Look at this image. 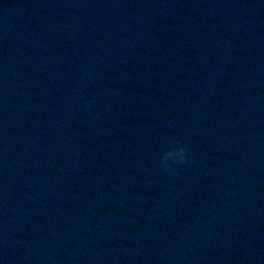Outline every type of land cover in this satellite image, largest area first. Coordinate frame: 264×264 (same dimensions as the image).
Segmentation results:
<instances>
[{"label":"water","instance_id":"obj_1","mask_svg":"<svg viewBox=\"0 0 264 264\" xmlns=\"http://www.w3.org/2000/svg\"><path fill=\"white\" fill-rule=\"evenodd\" d=\"M168 137L196 157L177 176ZM161 253L264 264V0H0V264Z\"/></svg>","mask_w":264,"mask_h":264},{"label":"clouds","instance_id":"obj_2","mask_svg":"<svg viewBox=\"0 0 264 264\" xmlns=\"http://www.w3.org/2000/svg\"><path fill=\"white\" fill-rule=\"evenodd\" d=\"M102 78L101 72L94 68H86L79 77L81 82H91ZM97 96L90 95L84 98L82 102V112L86 115L91 114L95 108ZM83 123H87L85 118ZM196 161L195 153L189 144L179 137H168L163 141V147L158 155V167L161 173L169 176H177L181 169H190ZM235 182V178H229L223 190L219 194L217 204L210 205L208 208L201 209L199 214L192 220L187 227L182 239L190 240L198 231L205 227L211 226L215 216L213 213L219 205L225 201L229 194V185ZM203 218V219H202ZM151 264H172V257L168 254L161 253L153 257Z\"/></svg>","mask_w":264,"mask_h":264}]
</instances>
